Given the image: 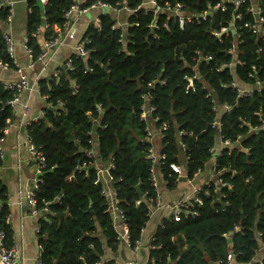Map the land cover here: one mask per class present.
<instances>
[{
    "label": "trees",
    "instance_id": "trees-1",
    "mask_svg": "<svg viewBox=\"0 0 264 264\" xmlns=\"http://www.w3.org/2000/svg\"><path fill=\"white\" fill-rule=\"evenodd\" d=\"M74 1L26 0L25 45L34 61L44 51L38 39L41 29L45 27L46 41L55 39L57 30L64 31L65 14ZM97 1L112 6L120 2L86 0L82 7ZM144 2L131 0L130 5L136 8ZM166 2L184 4L186 13L211 14L206 21L195 19L184 27L176 18L161 15L153 28L154 13L143 9L130 16L127 30H122L114 28L111 12L102 13L100 27L89 26L82 38L90 52L87 59L73 55V70L65 66L57 78L39 81L40 94L46 97L45 115L27 130L46 163L35 191L40 214L47 209L38 220L43 264H99L104 241L116 251L111 201L103 195L101 174L109 164H113L108 173L115 199L134 246L143 238L159 194L153 174L160 186L174 191L182 178L173 164L193 181L214 159L221 177L233 186L222 190L227 194L225 211L216 212L218 202L205 195L204 205L197 206L198 217L181 214L164 219V226L154 233L146 264H221L230 248L238 253L239 264L251 261L257 251L264 256L258 240L261 234L264 243V130L260 129L264 36L246 26L255 22L252 9L264 17V0H246L238 6L225 0ZM219 3L225 10L212 11ZM12 10L6 5L0 8V62L18 71L4 38ZM235 14L241 18L234 21ZM215 32L222 34L217 37ZM258 81L261 87L256 89ZM245 87L251 92L241 95L239 89ZM15 94L0 82V138L14 117L15 108L8 102ZM147 103L153 113L144 110ZM151 131L153 140H149ZM94 143L100 156L96 163L86 156L95 149ZM151 147L165 154L166 160L153 163L148 158ZM216 188L215 183L207 187L211 193ZM6 194L0 182V230L11 247ZM235 226L240 230L231 234ZM224 234H231L232 242Z\"/></svg>",
    "mask_w": 264,
    "mask_h": 264
},
{
    "label": "crops",
    "instance_id": "crops-1",
    "mask_svg": "<svg viewBox=\"0 0 264 264\" xmlns=\"http://www.w3.org/2000/svg\"><path fill=\"white\" fill-rule=\"evenodd\" d=\"M13 1L16 2V8L13 7L12 12L14 13L11 16V24L7 29L10 30L16 42L17 65L19 70H5L0 67V82L18 83L25 77L30 85L27 89L15 94L18 95L19 102L15 106H12L15 108L14 117L8 121L9 124L2 137L4 138L1 144L3 165L0 167V182L7 190L5 202L10 214L7 219V224L13 230L12 246L17 245L19 249L20 264H43L41 262L43 248L40 241L38 220L40 216L47 215V210L33 216L31 214V208L27 204L23 194V192H26V188L32 189L33 180L38 177L35 168L36 164L29 150L30 144L27 126L39 118L44 117L42 116V112L44 111L46 103L44 97L40 94L39 81L42 78H57L58 75H61L62 70L60 69H64L63 66L69 61H72V56L76 55L75 46L82 41L87 28L97 24L100 14L104 11L96 10L82 16L71 18V33L74 35V38L62 42L64 38H70L68 36L71 33L68 30H57V37L53 40L58 39L62 43H59L58 46L50 51L48 65L44 67L42 64H37L36 67H29L30 58L25 49L26 18L29 11L26 6V0ZM79 1L82 4L86 2V0ZM18 13L21 18L25 16V27L17 34L14 23ZM44 32L45 30L42 28L40 35H38L40 45L43 47L46 42ZM211 166L212 164L209 163L206 169L198 173L193 181H188L186 178L181 179L174 191H168L164 185L160 186L159 195L161 196L162 202L172 205L182 197L187 196L193 191L194 187L200 186L208 179ZM164 210H158V213L149 220L151 221V225L144 229L143 238L136 254L133 251L134 248H129L122 238L125 230H128L127 226H125L121 217L113 211V227L117 234L116 251L108 247L106 241H104L106 250L99 264H105L109 261H113L114 264H146L154 233L159 227V222L164 218L161 219V215L167 214L166 210Z\"/></svg>",
    "mask_w": 264,
    "mask_h": 264
},
{
    "label": "built area",
    "instance_id": "built-area-1",
    "mask_svg": "<svg viewBox=\"0 0 264 264\" xmlns=\"http://www.w3.org/2000/svg\"><path fill=\"white\" fill-rule=\"evenodd\" d=\"M164 0H145V2L136 8H133L130 3L131 0H120V2H116L115 6H112L110 4L104 3L102 1H97L96 3L92 4L88 7H82V3L79 0H75L69 11L65 14L66 18V25L64 28L65 30H68L69 33H71V27H72V21L71 18L75 16H82L85 14H88L89 12L100 10L107 12H111L114 15V22L115 26L114 28L127 30L128 28V18L130 16L136 15L137 12L140 10L145 9L147 12H153L154 13V21H153V28L156 26L155 24L158 22L161 15H165L168 19L176 18L180 24L181 27H184V25L187 22H193L195 19L198 22L206 21L208 16L211 14V11H207L200 15H194L190 13H186L184 4L180 2H176L174 4L170 2L163 3ZM228 3H234L237 6L243 3L246 0H225ZM43 3H46L47 0H42ZM163 3V4H162ZM16 2L13 0H2L0 3V8L3 5L10 6L12 9L15 6ZM162 4V5H160ZM223 9L225 10V6L221 5L220 3L217 4L212 8L213 10L217 9ZM253 15L255 16V22L254 23H248L246 24L247 27L251 28L253 33L260 34L261 36H264V17L261 16V11L257 9H252ZM104 14V13H103ZM160 14V15H159ZM241 18V14H235L234 21ZM11 20V17L9 18V21ZM97 27H100V22L97 20V24H95ZM138 26V24H136ZM233 33L236 32V29L232 26L230 29ZM60 31V30H59ZM227 31V29H223L222 32ZM222 32L218 33L215 32V35L217 37H220ZM68 37L70 38H64L62 40L66 41L67 39H73L74 35L71 33ZM5 41H6V51L8 55L11 58H14L15 63H17V54H16V42L12 36V33L10 30L6 31L4 35ZM61 41L52 40V41H46L44 46V51L38 56V58L34 61L32 56V51L25 45L26 53L30 58V65L29 67H35L36 63L42 64L44 67H46L50 61V51L53 50L56 46L59 45V43H62ZM76 49V55L79 57H82L83 59H87V57L90 55V52L86 49L85 43L82 41L75 46ZM208 59H211L209 57ZM232 65V64H231ZM235 65V64H234ZM64 66L68 67L69 70H73L72 61H69ZM0 67L7 70V65L0 62ZM29 83L26 81L25 77H23L21 82L15 83H5V87L8 90L14 91L16 93L22 92L23 90L27 89L29 87ZM261 87V82L258 81L257 85H255V88L258 89ZM40 90V89H39ZM251 92L250 88H243L239 89V93L241 95H248ZM45 98V97H44ZM148 101V100H147ZM19 102L18 95H15L12 100L8 102L10 106H15ZM63 105V104H61ZM49 107V106H48ZM50 107H53L50 105ZM54 108V107H53ZM148 110L149 112L153 113L154 108L150 106L149 103L144 107V110ZM54 111L56 109L54 108ZM45 115V112H42V116ZM142 117L145 118L146 114H142ZM166 128H162V130H165ZM264 130V125L260 128ZM162 130H160L162 132ZM220 132V130H218ZM181 135H185V132H180ZM155 137V134L151 131L149 133V140H153ZM221 137V134L219 135V138ZM4 141V138H0V151H1V144ZM29 144H30V154L33 157L35 161V168H36V174L37 179L33 180V186L30 188H26V192H23L25 199L27 201V204L30 206L31 214L34 216L38 215L40 213L38 209L37 199L35 195V191L38 188L40 176L43 173L44 168L46 167L45 158L40 151V149L32 142V140L29 137ZM229 143H225L224 145H228ZM95 149H90L86 152V156L89 160H91L93 163H96L99 161V154L96 150V143H94ZM183 147V146H182ZM184 151L186 150L185 147H183ZM214 149L211 150L213 152ZM148 158L153 162H161L166 160L165 154H158L156 152L155 147H151L149 151ZM186 158H189L186 156ZM216 159L213 160L211 171L208 179H206L203 184L200 186L194 187L193 191L189 193L187 196L182 197L178 202L175 204H164L162 202L161 196L158 194L155 200V208L151 210V212L148 214L149 217H153L158 210L165 209L167 210V214L164 215L163 219L159 222V227L164 226V219H172L173 216H181V214H184L187 218H196L199 216V212L197 211V206H203L205 203V195L209 196L213 202H218L219 206L216 208V212H222L225 211L226 207L228 206V202H224L223 199L225 196H227L226 193H222L223 189H232V184L227 182L221 177L222 170L218 169V165L215 162ZM94 165V164H93ZM86 167L85 165L81 166V168ZM172 169L183 179L186 178L183 174L182 168L178 165L173 164ZM113 168V164H109L108 167L104 168V170H101L102 177L105 179V189L103 190V195L106 196L111 201V211L121 217V219L124 221L125 226H127L128 230H125V233L122 235L123 240L126 242V245L129 248H134L133 251L135 254L137 253L139 249L140 242H136L134 246H132L130 242V234H129V228L126 224V217L123 212V210L118 206V202L115 199V192L112 187V178L109 176V170ZM187 179V178H186ZM212 183H215L217 185V188L211 193L207 187H210ZM152 184L153 186L159 190L160 183L159 179L156 174H153L152 176ZM138 203H141L139 201ZM192 208V209H191ZM47 210V209H45ZM240 230L239 226H235L234 230L231 231L233 233H236ZM231 234H224V237L229 239V242H232V235ZM258 240L260 242V249L264 251V243L261 239V234L258 235ZM6 234L4 231L0 230V264H20L19 262V249L17 245H13L11 247H8L5 244ZM154 240V236H153ZM241 254V253H240ZM238 256V253L235 252L233 248H230V251L226 257V260L222 261L221 264H239L236 263V258ZM240 264H264V256H262L258 251L255 253L254 257L249 262H244Z\"/></svg>",
    "mask_w": 264,
    "mask_h": 264
},
{
    "label": "rangeland",
    "instance_id": "rangeland-1",
    "mask_svg": "<svg viewBox=\"0 0 264 264\" xmlns=\"http://www.w3.org/2000/svg\"><path fill=\"white\" fill-rule=\"evenodd\" d=\"M14 8H16V6H14ZM14 27H15V31L16 33H20L23 28L25 27V16H23L22 18L19 16V13L15 19V23H14ZM202 175V174H201ZM200 175V176H201ZM151 225V221L148 222L146 227H149Z\"/></svg>",
    "mask_w": 264,
    "mask_h": 264
},
{
    "label": "water",
    "instance_id": "water-1",
    "mask_svg": "<svg viewBox=\"0 0 264 264\" xmlns=\"http://www.w3.org/2000/svg\"><path fill=\"white\" fill-rule=\"evenodd\" d=\"M104 14H106L107 13V11L106 10H104V12H103ZM43 30H45L44 28H43ZM64 68H65V66H63ZM149 90L147 89V88H145L144 89V92L146 93V92H148ZM50 110H52V111H54V108L53 107H50L49 108ZM219 135H220V132L219 131H217V137H219ZM138 190H139V192H140V188L138 187ZM141 193V192H140Z\"/></svg>",
    "mask_w": 264,
    "mask_h": 264
},
{
    "label": "bare ground",
    "instance_id": "bare-ground-1",
    "mask_svg": "<svg viewBox=\"0 0 264 264\" xmlns=\"http://www.w3.org/2000/svg\"><path fill=\"white\" fill-rule=\"evenodd\" d=\"M44 99H46V97Z\"/></svg>",
    "mask_w": 264,
    "mask_h": 264
}]
</instances>
